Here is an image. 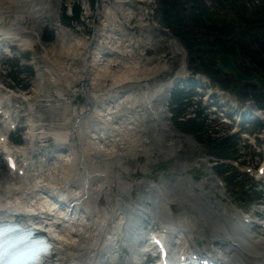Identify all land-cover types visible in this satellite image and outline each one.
<instances>
[{
	"label": "rangeland",
	"instance_id": "obj_1",
	"mask_svg": "<svg viewBox=\"0 0 264 264\" xmlns=\"http://www.w3.org/2000/svg\"><path fill=\"white\" fill-rule=\"evenodd\" d=\"M23 1H0V30L2 29L1 31H6L7 29H9L11 31H14L15 34L19 35V37H17L18 39L22 35H26L32 38L31 45L27 47L22 46L17 40H12L10 42L12 46H10L11 48L9 51V46H6L3 42H1L0 44V99H2V101L4 100L3 106L10 114V118H8L9 123L12 122L11 124L6 125V129L3 128L2 123H0V133H4L6 135L5 131L7 129L9 130L10 126L13 124H17L20 126V128H18V130L14 132L7 131V135L9 136L10 140L12 136H15L16 133L20 132L23 139L22 143L18 145L12 144V142H10L9 146L12 148V150H16L18 152L17 155L22 157L25 156L26 160L30 161L31 163L35 162L37 166L41 165L40 171L42 172L39 174V176H43L41 180L44 182L50 181L57 183L56 185L63 183V181L65 180L64 171H66V168H68L66 161L62 160L66 152L61 151L64 154L61 153L60 157H53L52 155L56 153L57 150L56 141L54 139H50V136L39 138L36 134L31 135V137L28 134L29 127L33 124V128L35 129L34 131H39L42 127L50 128L52 130L60 128L59 126L63 127L62 125H60V122L64 121L63 114L65 112L71 120L66 124L69 127L76 119L74 115H71V113L73 112V108L75 111V109L79 110L87 105L86 98L82 94V85L83 83L85 84L87 82V79L83 80V78L81 79L80 77L77 78L75 76H69V80H71L73 84L71 83L72 86L68 88L65 86L64 81L56 82L53 79V75H49L48 72H45L44 69L47 65V60L53 62V60L55 59L51 48H53L54 51L57 50V53L61 52L60 54L62 55V57H60V60H63L68 64L73 61L72 55L69 54V56H66L67 54L64 53V51H58V49H62L61 47L64 46L65 50L68 44L73 43L77 38L86 40L91 47H103V50L111 52L110 46L107 45V42L110 41L108 40L110 38L107 37V34L110 33L109 29L112 24H117V26L121 28L118 33L122 32L123 38L126 37L131 40L132 44L130 45V48L133 47L132 53H134V59L139 61V68L137 69L138 71L132 75L131 82L127 83L128 85H130L127 86V91L122 93L125 96L130 91L135 93L134 96L137 97L136 100L138 101L136 104H134V106L138 104H140V106L138 105L136 108L133 106L131 108V114H134L137 117L134 116V118H128L130 116L128 114L129 109L126 107L128 111H126L127 109L124 108V110H119L118 112H114L113 114L111 113L112 115L109 114V116L112 117H110L111 119H109V123L112 122L111 124L113 125L119 124V117H122V119H125V117H127L126 121L128 120L127 122L130 123L129 132H133V130L135 129L139 134L138 137L144 136L142 140L139 137V141L132 140V137L130 141L129 139H126L127 141L125 140V143H120L121 146H124L125 144L126 147L124 146V149L122 147L120 149L126 151L128 148L131 149V146L137 147L139 143L142 144L141 146L138 145L139 147L148 146L150 142L156 143V140H152V135H155L154 138H159V140L161 139L162 143L164 142L167 144L171 142V146L174 151L168 153L156 152L148 156L143 150L135 152V150L133 149L136 148L133 147L131 149V153L126 154L125 158L123 159V166H118L115 164L112 165V167L110 168V171L112 170L111 177L114 176L115 173H117L116 171H118L121 172L120 176L126 182L134 183L136 181H149L153 185H161L167 190V192L171 191L169 186L170 182L179 184L182 178H190V180L194 178V180H192L194 181L193 184L196 186L194 188V194L202 195L204 193L208 195V199L212 202V204H218L222 206L223 202L226 203L229 208H232L229 209V216L234 217L233 212H237L235 208L237 202L233 197L237 195V193H240V191L234 189L232 186H224V183L221 181V179L214 174V169L212 170L211 168V165L213 163L208 161L209 157L205 156L202 145L199 144L192 135H189L187 133H180L174 128L167 105L169 90L175 84L185 83L187 80L192 78L200 80V82H204L207 85L211 86V88L208 89H199V87H197V90H200L203 96H199L196 94L197 97L193 101L197 102V100L201 98V105H203V103L205 102H208L205 100L211 93L216 95V99L219 100L222 105H224L225 107L233 108V111L235 113H239L240 111L252 112L251 109L255 104L251 99L250 101L243 102V100L238 98L236 95L222 90L221 88L217 87V85H214L212 82H210V80L206 76L199 75V73H191L193 72V68L190 66L191 57L187 53V50L183 47L180 41L171 37L167 32H163L162 30H160L158 19L159 15L158 13H156L157 3L155 2V0H144V3L138 4L133 2V6H131L130 3H127L129 9V14H127V17L124 16V12L122 10L124 7H127L122 4L124 2H120L118 0H99L97 7H94L91 5L89 6V0H79L83 6L81 16L82 22L75 23L72 27L61 25L59 23V18L61 13V5L64 3L70 4L74 0ZM151 9H153V12H151ZM220 15L227 14L222 11ZM119 20H121V22H119ZM45 26H47L46 28L48 30L53 31L54 38L52 41L43 42L40 39L42 33L44 32L43 29ZM62 34H64L65 36ZM3 50L7 51V55H12V59H18L24 67L29 66L31 68L33 72L32 77H29L28 75L27 78L25 77V74L21 75L25 80L28 79V89L22 90L13 87L14 81L11 78L6 77L9 66L4 65V62H2L6 58ZM48 52L50 54H48ZM113 53L114 55L111 56H117L115 52ZM26 54L28 55V58L24 57V55L26 56ZM63 54H65V57ZM74 62L76 63L75 65H82V59L74 60ZM86 67L87 66H85V69ZM189 74H191L190 78L184 79V77ZM111 83V79L106 78L103 84H101L104 85V89L108 87L107 89L114 91V89L110 85ZM160 89L161 93L159 96L164 97L162 98V100L159 99L158 102L154 101L155 105H152V103L149 104L150 100H147L145 98V100L143 99V96H147L150 93H153V90ZM59 94H62V96L66 98L65 101L67 103H71V107L69 110H66V108H64L65 105L62 104V100H58ZM129 100H132V98ZM124 103L126 102H123V106ZM113 104L114 103L110 104L109 106L111 110H114L116 108ZM152 107H154V109ZM151 111L158 112V121L156 119H153L152 121ZM125 112H127L128 115L123 116V113ZM190 114L191 113L189 112L188 117L190 116ZM258 115L261 117V120H264V114L261 111ZM208 118L209 120L213 118L215 121V128L218 130L215 135L228 134L227 131L230 129V125L233 126V129L230 132H235V125H233L232 121H229L228 123H226V125L218 124L216 116L211 113ZM1 120L2 119L0 118V121ZM220 121L222 120L220 119ZM141 126L142 129L140 128ZM98 131L99 130H97V132ZM167 134L170 135L166 136ZM255 134H245L248 136V138H242L238 144L239 153L245 154V156L243 157V159L245 160V164L243 166H245V168L239 169V171L240 174H244L245 172L246 177L256 180L261 185L260 188L264 192V179L259 181L257 179L258 175L256 174L257 166L264 163V131H255ZM118 137H121V135L119 134ZM122 141L123 140H118L117 142ZM29 143L31 144V147ZM127 145L129 147H127ZM24 147L27 150L25 151V153L24 151H22ZM260 151L262 152V154L260 153ZM103 158L104 157H101L97 154H93L90 155L89 161L91 163H94V165L97 164L99 166H102L103 162L105 161H110ZM56 160L59 162L56 164L58 166L54 164ZM113 161L114 160H111L110 162ZM16 162L18 167L20 165L18 163V157L16 159ZM237 162L238 164H240L239 161ZM31 163L24 166L26 172L28 173L26 174L27 176L25 175V177H21L22 179L19 178L16 181L13 180V182L27 183L33 181L36 175H34L33 173H37V168L35 167V171V168L33 165H31ZM252 168L254 170L250 171V169ZM247 171H249V173H247ZM11 172H13L14 176H22L16 175L15 171H10L6 168L0 153L1 184H3V182L5 181H11ZM195 177L197 179H195ZM112 178L114 179V181H116L114 177ZM41 180L39 179L40 184H42V182H40ZM162 180L164 181V183L161 182ZM113 188L114 190L117 189L116 183H114ZM191 193L192 194L187 195L184 194L186 195V198H190L191 201H187L186 198H182L183 200H175V202L172 201V210L170 211V214L174 216L181 215L185 212L188 213L189 217L194 215V218L202 219V221H204L205 218L199 217L198 210L195 207L193 208V206L195 205L190 204L194 201L192 198L196 196H193V191ZM155 194L156 191L154 188L140 183L132 187L130 192L127 193L125 201L132 202L133 204L144 209H153V214H158V207H156V204L148 198L150 196L154 197ZM55 195L59 197L61 194L60 192H55ZM104 196H106V194H100L101 203L99 204V208L101 207V210L102 208H105L106 205H108V203L106 202V197ZM196 197L194 199H196ZM63 199L65 202H67V199H70V197H66ZM208 199H206V201H208ZM219 200H222V202ZM240 209L247 211L251 215L252 213L257 211H261V213L263 212L262 214L264 215L263 205H252L250 207L248 206L247 208L240 207ZM164 213L166 214V212ZM252 218H254V216H252ZM158 219L159 218L157 217H154L152 220L142 219V222H144L145 220L158 222ZM255 220H250V223L252 221L250 225H253V221L256 222ZM175 222L178 224L183 223L182 219L180 222H178L177 220ZM153 224L158 226L157 223ZM150 225L151 223H144L146 231L150 229ZM251 229L252 232H255V229L250 228V231ZM122 230V233H124L125 224L122 226ZM121 239H123V245H117L118 248H120L121 245L122 248H124V245L126 248H128L126 246V237H123ZM141 245L142 244L138 245L137 243L135 244V247L139 248ZM122 248L119 252V263L125 262L131 256V254L128 252L129 249L127 252H124ZM142 256L145 257L144 255ZM142 256H139V258L143 259Z\"/></svg>",
	"mask_w": 264,
	"mask_h": 264
},
{
	"label": "bare ground",
	"instance_id": "obj_2",
	"mask_svg": "<svg viewBox=\"0 0 264 264\" xmlns=\"http://www.w3.org/2000/svg\"><path fill=\"white\" fill-rule=\"evenodd\" d=\"M118 1L124 2L122 4L127 6L122 7L124 16L127 17V14H129L127 3L134 1ZM136 1L143 2L144 0ZM118 28L117 24H112L109 29L110 33L107 34V37L110 38L107 45L110 46L111 52L103 50V47H91L86 40L77 38L73 43H69L65 50L64 46L61 47L62 49H58V51H64L67 54L66 56L72 55L73 61L68 64L60 60V57H62L61 52L57 53V50L54 51L51 48L55 59L53 62L47 60L44 70L49 75H53L54 81H64L65 86L70 88L73 83L69 80V76L80 77L83 80L87 79L85 89H82V94L86 98L87 105L79 110L75 109L74 111V108L73 110L71 109L73 111L71 115H74L76 118L72 125L69 127L66 125L71 120L65 112L63 114L64 121L60 122V125L63 127L59 126L60 128L57 127L58 129L53 130L39 127L41 130L34 131L35 129L32 124L28 130L30 136L37 134L39 138L47 136L54 138L57 150L56 155H52L53 157H60L61 150L67 151L62 158L68 165V168L64 171L65 180L62 184L60 183L61 185H56L57 183L50 181H42L41 178L43 176H39L42 172L40 171L41 165L37 166L35 162H32L31 165L37 168V171L36 168L34 169L37 172L33 173L34 175L36 174L34 179L31 178L33 181L27 183L13 182V180L16 181L28 174L24 166L30 163L24 156L17 155L18 152L12 150L4 142L6 138L5 134L0 133V144L4 147L5 145L8 146V152L13 157L14 155L18 157L20 165L18 168L16 166V175H22L14 176L13 172H11V181H5L3 184L0 183V219L12 220L19 217L22 222L33 221L38 222L37 224H40V222L47 224L48 229L52 231V236L57 241L52 256L46 259V264H137L138 259H140L138 257L140 256L139 248L145 246L146 240L144 236L149 234L144 232L142 219L152 220L154 217L159 218L158 222H153L158 224L155 230L165 227L168 236L173 235L174 237H178V240L183 241L181 257L183 256L185 259L198 262L199 264H204V260L215 264H219L223 260L225 264L227 262L229 264H264V224L261 225L253 221V225H250L252 223V221L250 223L251 219H248V222H243L242 219L244 217H240V214L237 212H233L234 217H230L229 209L232 208H229L226 203L223 202L222 206L212 204L208 199V195L204 193L202 195L194 194L196 186L190 178H182L180 183L177 181L179 184L170 182L171 191L167 192L161 185H153L149 181L126 182L121 178V172L118 171H116L117 173L114 172L115 174L112 176L116 181L111 177L112 170L110 171V168L112 165L123 166V159L126 154L131 153V149L134 147L131 146V149L128 148L126 151H123L120 148L124 149L126 145L121 146L120 143H125L126 139L130 141L131 137L134 141H139V137L141 140L144 138V136L138 137L139 134L135 129L133 132H129L130 123L127 122L128 120L126 121L127 117L125 119L119 117V124L113 125L111 124L112 122L109 123V119L112 118L109 114L124 110V108L129 109V111L128 109L126 110L130 115L128 118H134L136 115L131 114V108L138 101L136 100L137 97L134 96L135 93L131 91L126 96L123 94L127 91V86H130L127 83L131 82L132 75L138 71L139 61L134 59V53H132L133 47L130 48L132 44L131 40L126 37L123 38L122 32L118 33L121 28ZM5 32L9 33L10 36L15 37L14 35H16L19 37V35L9 29ZM15 40L25 47L32 43V38L26 35H22L19 39L15 37ZM113 52L117 56H111L114 55ZM48 54L50 53L48 52ZM63 55L65 57V54ZM79 59H82V65H75L74 60ZM85 66H87L86 69ZM106 78L111 79L112 83L110 85L114 91L107 89L108 87L104 89V85L102 84ZM160 93L161 89L153 90V93L143 96V99L150 100L149 104L155 105L154 101L160 99ZM62 94H59L58 100H62V104L65 105L64 108L69 110L71 103H67L65 101L66 98ZM131 98L132 100H129ZM123 102H126L124 106ZM1 103L2 99H0V105ZM112 103H114L113 105L116 107H114L116 110H111L109 107ZM138 105L140 106V104ZM138 105L134 107L136 108ZM152 108L154 109V107ZM253 111L258 113V109L254 106ZM0 112V118L2 119L0 123L6 129V125L12 123H9L8 120L10 114L8 111L1 110V106ZM157 113L155 112L152 116V121L153 119L158 121L157 116H155ZM128 114L125 112L123 116ZM140 128L142 129V126ZM97 130L99 131L97 132ZM119 134L121 137H118ZM168 135L170 134L166 136ZM2 137L3 140H1ZM154 137L155 135H152V140H156L158 145L155 142H150L148 146L139 147L142 145L139 143V146L137 145V147H134L136 149L133 150L135 152L143 150L148 156L156 152L168 153L174 151L171 142L167 144L162 143L161 139L159 140V138ZM69 138H72V141L68 142ZM118 140L123 141L117 142ZM29 145L31 147L30 143ZM127 147L129 146L127 145ZM22 151L25 153L27 150L24 147ZM93 154L104 157L103 159L114 161H105L102 166L94 165V163L89 161L90 155ZM57 163L59 162L56 160L54 164L56 165ZM39 179L43 184L39 183ZM161 182L164 183L163 180ZM114 183H116V190L113 188ZM140 183L148 185L156 191L154 197L147 196L159 209L158 214L154 213L156 216L153 214V209H142L132 202L125 201L127 193L130 192L134 185ZM192 191L193 196L196 195L197 197L195 196L196 199H194L195 197L192 198L194 201L190 204L195 205L193 208L195 207L198 210L199 217L205 218L204 221L194 218V215L189 217L188 213L185 212L174 216L170 214L172 201L183 200L182 198H186L187 194H192ZM55 192H60L61 195L58 197L55 195ZM100 194H106L104 197H106V202L108 203L102 210L100 209L101 207L99 208V204L101 203ZM66 197H70V199H67V202L63 199ZM186 199L187 201H191L190 198ZM219 201L222 202V200ZM70 203L72 204V213L69 217L64 218L66 216L64 211L54 214L55 205H59L60 207L64 205L65 208H68ZM76 215H78V218H76ZM245 216L248 215L245 214ZM181 219L183 221L182 224L175 222L176 220L180 222ZM260 222L264 223V219ZM124 224L125 232L122 233V225ZM250 228L255 229V232L250 231ZM151 230L153 228L150 229V232ZM123 237L127 239L126 246L131 256L125 262L119 263L120 258L118 259V257L121 248H118L117 245L122 244L123 239L121 238ZM196 238L201 240L199 244L195 243ZM143 241L144 243L139 248L135 247L136 242L139 244Z\"/></svg>",
	"mask_w": 264,
	"mask_h": 264
},
{
	"label": "trees",
	"instance_id": "obj_3",
	"mask_svg": "<svg viewBox=\"0 0 264 264\" xmlns=\"http://www.w3.org/2000/svg\"><path fill=\"white\" fill-rule=\"evenodd\" d=\"M97 0H89L90 5L94 6ZM195 6L185 7L182 0H158L159 22L167 28L171 35L177 38L187 53L191 57L190 66L194 72L206 75L210 82L218 87L235 93L240 99H252L256 105L264 110V92L253 87L252 83L238 82L234 78L223 74L217 67L214 52L222 51L235 53L236 46L225 44L223 37L230 33L231 27L239 23L250 25L251 18L246 15L247 5L243 0H211L212 4L231 3L235 13V18L227 21H220L213 16L212 10L208 7L205 0H194ZM82 7L79 0H74L71 5L64 3L61 5L59 23L72 27L75 23L82 22ZM44 27L40 39L43 42L52 41L54 34L52 30ZM246 31H243L245 33ZM244 52H250L244 49ZM25 56V55H24ZM249 56V55H246ZM25 58H28L26 54ZM4 65L9 66L6 77L14 81L13 87L26 90L29 87L28 79L25 80L21 75L25 74L28 78L33 76L29 66L24 67L18 59H7ZM22 65V66H21ZM24 67V68H23ZM181 87L179 84L171 89L169 97V108L171 118L175 128L183 133L192 135L196 141L202 145L204 154L214 162L213 168L219 177L223 178L225 185L232 186L239 190L235 199L240 203L251 206L264 200V192L260 189L252 178L246 174H240L228 161L245 162L242 154L239 153V138L236 134L215 135L218 130L215 124L209 120L203 108L192 107L191 97L195 94L193 83ZM192 111L194 116L185 118V114ZM256 128H264V124L257 121ZM16 144L22 143V137L16 133L11 137ZM243 177V178H242ZM243 182V183H242Z\"/></svg>",
	"mask_w": 264,
	"mask_h": 264
},
{
	"label": "flooded vegetation",
	"instance_id": "obj_4",
	"mask_svg": "<svg viewBox=\"0 0 264 264\" xmlns=\"http://www.w3.org/2000/svg\"><path fill=\"white\" fill-rule=\"evenodd\" d=\"M248 5L246 15L251 18V24L239 23L231 27V32L223 37L225 44H235V53L215 51L217 53H225L234 57V63L246 76L256 74L264 80V0H243ZM191 7L195 6L194 0L190 2ZM206 4L212 10L213 16L220 21L230 23L235 18V13L231 3L224 2L223 4L213 5L211 0H206ZM227 15H220V13ZM243 31H246L243 33ZM244 49H249L250 52H244ZM249 55V56H246ZM216 59V58H215ZM228 77L234 78L232 74L225 73ZM253 87L264 92V86H260L255 82Z\"/></svg>",
	"mask_w": 264,
	"mask_h": 264
},
{
	"label": "snow or ice",
	"instance_id": "obj_5",
	"mask_svg": "<svg viewBox=\"0 0 264 264\" xmlns=\"http://www.w3.org/2000/svg\"><path fill=\"white\" fill-rule=\"evenodd\" d=\"M14 231L16 229L5 226V222L0 220V264H46L52 245L47 240H31L30 233L12 235Z\"/></svg>",
	"mask_w": 264,
	"mask_h": 264
},
{
	"label": "water",
	"instance_id": "obj_6",
	"mask_svg": "<svg viewBox=\"0 0 264 264\" xmlns=\"http://www.w3.org/2000/svg\"><path fill=\"white\" fill-rule=\"evenodd\" d=\"M189 0H182L183 4H187ZM217 66L218 68L228 74H233L235 79L237 81L241 82H255L256 84L260 86H264V80L257 76L256 74H253L252 76H246L242 73V71L236 66L234 63L235 59L233 56L225 53H217ZM83 88L85 87V84L83 83Z\"/></svg>",
	"mask_w": 264,
	"mask_h": 264
}]
</instances>
